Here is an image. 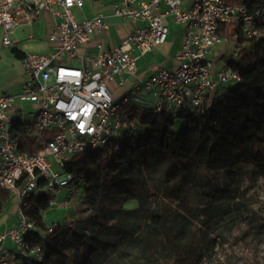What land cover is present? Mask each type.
I'll return each instance as SVG.
<instances>
[{"label": "built area", "instance_id": "obj_1", "mask_svg": "<svg viewBox=\"0 0 264 264\" xmlns=\"http://www.w3.org/2000/svg\"><path fill=\"white\" fill-rule=\"evenodd\" d=\"M189 1L183 9V0H116L110 14L99 12L78 20L75 11L84 0H0V47H15L14 30L43 15L50 17L48 40L53 44L46 53H24L20 58L24 83L19 93L0 89V187L15 200L19 217L15 226L0 231V264L45 260L41 246H32L28 239L38 226L22 207L28 198L40 195L39 189L53 195L51 206L57 203L58 189L72 182V176L55 164L62 169L74 155L106 148L120 153L126 142L135 147L143 129L139 116L180 109L203 112L241 81L238 72L224 63L217 65L210 54L226 41L227 33L234 39L242 37V43L262 36L264 0ZM161 2L164 11L159 10ZM168 16L184 26L179 65L157 69L116 101L108 83L115 76L134 75V50L144 55L166 40ZM109 17L131 24L120 44L108 47L98 40L92 51L78 55L93 36L105 35ZM75 59L80 65H73ZM145 93L151 99L144 98ZM18 101L34 104L28 112L30 122L19 116ZM57 226L48 225L40 236Z\"/></svg>", "mask_w": 264, "mask_h": 264}, {"label": "trees", "instance_id": "obj_2", "mask_svg": "<svg viewBox=\"0 0 264 264\" xmlns=\"http://www.w3.org/2000/svg\"><path fill=\"white\" fill-rule=\"evenodd\" d=\"M235 40V54L223 57V61L239 73L241 81L230 87L223 100L203 112L180 109L173 114H144L138 118L143 129L135 147L126 142L120 153H111L106 148L64 161L62 170L71 174L75 185L82 187V207L90 212L88 217L71 221L74 227L69 234L58 225L51 234L40 236L48 225L56 222H47L44 215L50 209L53 195L42 193L28 198L22 209L38 226V231L28 239L32 246L43 249L45 260L41 264H89L95 243H101L106 250L118 239H126L143 249L148 236L138 235L136 226L132 229L124 226L136 211L124 210L123 203L142 201L149 180L163 193L189 196L191 191L210 198L211 202L225 201L229 206L237 196L232 183L243 166L264 179V33L245 43L242 37ZM13 52L17 58L23 56L15 48ZM168 160L165 172L154 177L158 166ZM11 201L9 191L0 187V213ZM114 218L119 222L109 225ZM160 218L153 212L147 225L151 236L161 229L163 232L161 247L153 251L152 259L164 258L170 264L200 263L208 246L191 232V223H178L175 231L167 219L159 223ZM230 222L233 224V220ZM251 232L260 235L264 224L253 227L248 231ZM158 253L163 258H158ZM139 255L136 251L125 264H142Z\"/></svg>", "mask_w": 264, "mask_h": 264}, {"label": "rangeland", "instance_id": "obj_3", "mask_svg": "<svg viewBox=\"0 0 264 264\" xmlns=\"http://www.w3.org/2000/svg\"><path fill=\"white\" fill-rule=\"evenodd\" d=\"M39 21L33 28L34 39L30 41L27 39L26 43L30 46L29 51L41 53L51 50L53 44L48 40L46 23ZM30 31L31 29H28L26 33ZM235 41L232 35L227 33L226 41L223 42L226 45V50L223 49V51H229L230 54L234 55L236 52ZM77 53L82 55V49L80 48ZM73 65H80L79 60L75 59ZM23 79L20 59L9 53L8 55L2 54L0 58V85L14 86L22 81L24 83ZM110 85L112 94L118 101L122 94L121 88L116 82ZM119 112L121 113V109ZM168 163L169 160L158 166L154 177L164 173ZM55 166L58 170H62L58 164ZM232 185L237 188V196L228 206L225 201L211 202L210 198L192 194L191 191L189 196L163 193L154 186V182L147 181L146 193L142 201L133 199L123 203L124 210L136 211L127 220L128 224L124 226L128 229L136 226L139 230L138 235L148 236L146 242L142 244L144 248L140 249L133 243L127 242L126 239H118L114 246L109 245L106 250L101 243H95L89 264L129 263L136 251H139L138 260L142 264H170V262L164 261V255L158 253V258H163L162 261L153 260L151 256L154 250L161 247L160 240L163 236L162 229L151 236L147 227L152 221L153 212L161 216L159 223L167 219L168 225L175 231L178 223L181 224L185 221L191 223V232H195L208 246L203 260L198 264H264V232H261L260 235L248 233L253 227H260V223L261 225L264 224V179L252 172L251 168L243 166ZM82 192V187L75 185L74 182L58 189L57 203L50 206L49 211L44 214L49 217L48 222L56 221L58 225L66 228L68 230L66 234H69L70 228L74 227V222H71L73 219L76 217L85 218L90 214L89 211L83 210L84 197ZM41 193L42 190L39 189L37 194ZM65 199L69 200L70 203L62 204L61 200ZM11 205L13 206L12 211L8 212ZM15 212H17V205L12 199L9 204L5 205L3 215L13 216ZM231 220H233V224H231ZM117 222L119 220L114 218L109 225Z\"/></svg>", "mask_w": 264, "mask_h": 264}, {"label": "crops", "instance_id": "obj_4", "mask_svg": "<svg viewBox=\"0 0 264 264\" xmlns=\"http://www.w3.org/2000/svg\"><path fill=\"white\" fill-rule=\"evenodd\" d=\"M116 0H84L83 7L81 9H77L75 11L76 17L78 20H82L84 18L92 17L93 15L102 12L104 14H110L111 6L115 3ZM183 9H187L190 6L189 0H183ZM160 11H164L166 9V5L161 2L159 6ZM168 32L166 36V40L160 44L154 51L146 53L144 55H140L136 50L133 51V54L137 56V67L134 75L124 74L122 76H115L112 82L108 83L110 90L112 89L110 84H114V82L118 83L121 88V96L125 94L130 88L134 86V84L139 80H145L149 78L157 69L159 68H176L179 65L178 55L182 50L183 42H184V26L182 24H178L174 21L172 16H168ZM39 20L46 23V30L49 32L50 30V17L48 15H43ZM37 20L31 24H22L17 27L11 35V38L15 44V49L20 51L22 54L24 53H38L29 51L30 46L26 43V40L34 39L33 28L40 21ZM110 28L102 37L93 36L91 41L80 47L82 49L83 54L87 51H92L94 44L96 41L100 40L105 43L108 47L118 46L120 44L121 38L124 37L128 31L130 30V23H123L120 19L109 17ZM28 29H31L29 33H26ZM13 48H2L0 47V58L1 55L6 53L8 55L16 57L13 52ZM79 48V49H80ZM226 48L225 44L218 45L212 52L211 56L217 61V65H221L224 63L223 57L230 55V52H224L223 49ZM78 49V50H79ZM226 50V49H225ZM49 50L41 53H46ZM40 53V52H39ZM17 58V57H16ZM20 59V58H18ZM225 64V63H224ZM24 80V79H23ZM23 85V81L14 86H1L0 89L5 93L17 94L21 91ZM228 88L229 85H226ZM112 92V90H111ZM144 98L151 99L150 93H145L143 95ZM19 106V116L25 122H30L31 117L28 115V112L33 109L34 104L27 101H18ZM62 201V200H61ZM13 206L11 205L8 212L12 211ZM14 212V211H13ZM4 208L0 213V231H7L16 225L19 220L18 213H13V216L3 215ZM46 221L48 222L49 217H46ZM50 223V222H49ZM10 248H13V244L8 243Z\"/></svg>", "mask_w": 264, "mask_h": 264}]
</instances>
